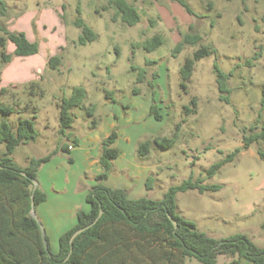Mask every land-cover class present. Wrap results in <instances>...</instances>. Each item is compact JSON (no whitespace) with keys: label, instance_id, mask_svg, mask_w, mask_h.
<instances>
[{"label":"rangeland","instance_id":"obj_1","mask_svg":"<svg viewBox=\"0 0 264 264\" xmlns=\"http://www.w3.org/2000/svg\"><path fill=\"white\" fill-rule=\"evenodd\" d=\"M2 1L7 13L0 17V28L22 33L38 48L36 55L24 58L14 56L10 43L4 50L0 48V54L5 51L10 56L8 63L0 61V90H7L0 100L14 107L12 115L1 119L14 129L20 118L36 116L33 122L38 137L15 149L11 159L16 165L24 167L28 159L44 157L70 144L58 133V103L68 98L73 88L82 87L86 98L83 109L70 111L74 118L67 131L70 139L92 130L85 110L94 106L97 127L113 122L117 132L133 137L134 148L124 164L149 169L152 190L142 189L139 198L161 200L168 188L189 179L217 186L219 190L203 194L196 190L178 193V214L214 239L241 234L256 247H264V162L257 156L258 150L264 154V143L241 149L243 135L264 121L263 0H185L191 14L171 0H126L140 16L133 27L118 18L113 20L114 10L105 0ZM78 17L97 34L93 43L78 46L81 32L73 25ZM187 34L198 35L200 41L184 45L173 55L174 47ZM154 36L161 37L162 45L154 52H144L142 45ZM203 46L215 53L195 63L183 90L179 69ZM53 56L59 58L55 70L47 66ZM214 64L228 74V104L220 100ZM140 71L143 75L138 82ZM32 83L38 84L39 90L31 89ZM152 96L162 116L160 122L148 115ZM191 100L195 101L193 108ZM184 106L192 112L185 115ZM174 134L177 139L169 150L153 143L155 138L169 139ZM144 141L151 144L147 155L141 157L138 147ZM235 149L241 150L233 161L208 179V169ZM3 151L0 144V153ZM113 172L116 177L120 174L116 167ZM132 182L134 190L136 183ZM47 239L50 250H56L57 242L50 235ZM184 264L200 263L186 259ZM216 264L250 263L219 256Z\"/></svg>","mask_w":264,"mask_h":264},{"label":"trees","instance_id":"obj_2","mask_svg":"<svg viewBox=\"0 0 264 264\" xmlns=\"http://www.w3.org/2000/svg\"><path fill=\"white\" fill-rule=\"evenodd\" d=\"M105 1L107 7L114 10L113 20L118 18L129 27L139 23L140 16L137 10L126 0ZM171 1L177 3L186 13H192L185 0ZM77 12L79 13V10ZM6 13L7 6L0 0V17H4ZM73 25L81 32L77 39L78 46L96 41L97 34L81 18H76ZM0 32L3 34L0 37L2 50L7 43H10L13 46L14 56L18 58L37 54V45L29 42L22 33H10L4 28H0ZM199 41L198 35L183 36L174 47L173 55L178 54L184 45L194 46ZM161 45V37L154 36L142 45V49L146 53H151ZM214 53L213 48L203 46L194 51L191 58L185 59L179 69L181 89H186V83L192 76L195 63ZM0 61L6 64L10 61V56L2 51ZM58 64L57 56L48 59L49 69L55 70ZM213 70L220 100L228 104V74L221 71L216 64ZM142 75L143 72L140 71L138 82ZM30 88L38 89L39 86L32 83ZM6 92L5 89L0 90V96ZM39 93L43 94L41 90ZM261 95L264 101V85ZM109 96L110 94L106 93V97ZM85 98V90L82 87H75L68 98H62L58 103V133L66 136L74 146L78 144V139H70L71 135L67 132L74 122L70 111L83 109ZM190 106L192 108L195 106L194 100H191ZM85 111L90 118V128L95 129L97 122L94 117V106ZM183 112L188 115L192 110L189 106H184ZM13 113L14 107L0 100V144L4 145V151L0 153V264H184L186 259L195 260L200 264H216L219 256L236 257L238 261L244 260L250 264H264V247H256L244 235L214 239L199 232L193 222L178 214L176 209L178 193L196 190L203 194L207 191L219 190L217 186L207 187L202 185L200 180L193 182L189 179L178 186L168 188L161 200L149 198L132 200L128 198L125 190L105 187L103 182L109 175L111 163L118 157V151L113 147L117 139L115 130L101 141L98 162L102 171L95 176V184L85 198L89 211L87 213L77 211L76 225L59 237L58 252L53 254L47 236L42 237L37 222L29 215L31 202L36 208L45 201V195L38 185L33 192L32 182H37V172L42 165L48 163L57 153L68 152V144L61 145L44 157L28 159L26 166L19 167L11 159V155L18 146L35 142L38 133L33 122L35 115L32 119L20 118L14 129L5 119H1ZM148 115L156 122L162 120L153 96ZM257 128L252 126L249 128L250 134L243 135L241 149L246 150L254 143H264V121L258 131ZM176 139L177 136L174 134L169 139L155 138L153 143L163 150H169ZM150 144V141H144L139 145V156L147 155ZM241 149H235L223 160L213 164L206 172V177L208 179L213 177L225 164L232 162ZM257 156L264 162V154L261 151L258 150ZM144 189L146 192L152 190V178H147ZM100 213L101 216L98 218ZM172 221H175L176 227ZM262 227L264 228V223ZM79 230L83 231L75 237L72 244H69L71 236Z\"/></svg>","mask_w":264,"mask_h":264},{"label":"crops","instance_id":"obj_3","mask_svg":"<svg viewBox=\"0 0 264 264\" xmlns=\"http://www.w3.org/2000/svg\"><path fill=\"white\" fill-rule=\"evenodd\" d=\"M115 127L111 122L107 127L100 125L89 130L83 137L75 135L71 139H78L76 146L68 144L67 153H57L37 172L38 188L45 195V201L35 208V214L44 228L45 235L47 237L50 235L52 240L57 242V249L51 251L53 254L58 252L59 237L76 225L77 211L81 210L85 213L89 211L85 198L95 184V176L102 171L98 162L101 141L114 131ZM117 133L113 147L118 151V157L112 161L111 170L103 185L110 189L125 190L128 198L135 200L141 195L137 196V194L144 189L149 169L138 170L134 164H124L127 158L130 159L128 156L133 151L134 143L131 139L133 137L130 138L127 133L119 131ZM114 167L120 173L118 177L113 172ZM124 173L133 176L136 183L134 190H132L133 180ZM82 179L83 183H79ZM76 189L79 193L75 192Z\"/></svg>","mask_w":264,"mask_h":264},{"label":"water","instance_id":"obj_4","mask_svg":"<svg viewBox=\"0 0 264 264\" xmlns=\"http://www.w3.org/2000/svg\"><path fill=\"white\" fill-rule=\"evenodd\" d=\"M22 175H24V173H22ZM33 184V192L36 190L37 188V185L38 183L36 181H33L32 182ZM33 199V194L31 195V201ZM29 215L37 222L39 228H40V232H41V235L42 237L45 236V232H44V228L42 226V224L38 221L37 217H36V214H35V208H34V205L33 203L31 202V208H30V211H29ZM101 216V213L99 214L98 218ZM170 218V217H169ZM171 220V219H170ZM173 225L176 227V223L175 221H172ZM86 229V228H85ZM84 229V230H85ZM83 230H79V231H76L70 238V241H69V244H72V241L75 239L76 236H78Z\"/></svg>","mask_w":264,"mask_h":264},{"label":"built area","instance_id":"obj_5","mask_svg":"<svg viewBox=\"0 0 264 264\" xmlns=\"http://www.w3.org/2000/svg\"><path fill=\"white\" fill-rule=\"evenodd\" d=\"M71 148H69V150H70Z\"/></svg>","mask_w":264,"mask_h":264}]
</instances>
